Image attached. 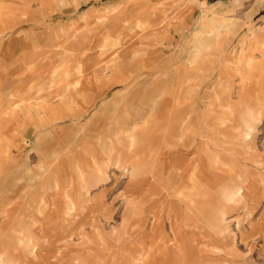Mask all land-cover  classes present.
<instances>
[{
  "label": "rangeland",
  "instance_id": "obj_1",
  "mask_svg": "<svg viewBox=\"0 0 264 264\" xmlns=\"http://www.w3.org/2000/svg\"><path fill=\"white\" fill-rule=\"evenodd\" d=\"M235 2L0 0V264H264V183L233 211L219 193L190 207L147 148L167 101L187 129L224 132L226 104L242 116L258 95L264 161V0ZM216 17L228 30L194 41ZM130 151L147 162L114 164ZM241 162L261 181L264 162Z\"/></svg>",
  "mask_w": 264,
  "mask_h": 264
},
{
  "label": "crops",
  "instance_id": "obj_2",
  "mask_svg": "<svg viewBox=\"0 0 264 264\" xmlns=\"http://www.w3.org/2000/svg\"><path fill=\"white\" fill-rule=\"evenodd\" d=\"M235 1L236 0H234V3H236ZM244 6L243 3H239L234 4L233 8H243ZM217 18L218 17L210 21H205L203 29L195 32L194 41H198V44H201L198 38L205 33L209 34L210 37L220 38L221 32L218 27L220 26L228 30L230 26L228 22L230 21L225 17H222L221 20ZM215 21H217V23H215ZM210 23H215V25L217 24L219 26L216 25L214 29L211 30ZM156 30L154 31L156 32ZM125 52H127V50H125ZM122 53L121 50L115 52L118 57H120ZM246 64H248L249 68L252 67L251 63L247 62ZM251 78L252 76L250 79ZM258 83L260 85L261 81ZM160 84L161 83L155 84L152 93H157L158 90H161ZM251 86L250 84L247 89H245L246 93L254 92ZM250 97L251 96H241L240 98L241 104L245 106L242 116L234 113L236 108L239 107L238 103L229 102L226 104V107L229 108L228 113L229 116H231L232 128L231 130H224V132H199L192 129L189 130L187 127H184L185 125H182L185 119H182L181 114H183V112L178 111V107L175 105V93L172 94L171 97L174 101H167V103H165V106L169 107L167 111L169 121L168 133L163 137L160 136L159 139H153L147 142V148H149V150L154 149L161 155L160 160L154 159L152 163L163 167L162 175L170 181V188L175 194L178 193L183 196L181 198L182 201L189 199L190 207L195 201V198H197L196 196L201 199L219 193L217 195L224 200L221 205L227 206L229 210L233 211L236 210L240 204L246 203L247 199L252 194L249 192L252 190H249V186H247L248 183L255 182L256 185H258L259 182L264 183V177L261 178V181H258L249 170H243L241 162V158L256 165H262L264 162L263 156L254 145L255 129H253V127L257 119H251V116L254 114L252 110L256 109L259 105V96L253 95L252 100H247ZM256 113V117L258 118L260 113ZM134 115L135 116L130 115V117L126 119L127 122L133 119L137 122L142 118L140 112H135ZM134 120L132 122H134ZM132 125L133 124H126L125 130L129 129ZM130 145L132 146L134 143ZM131 152L132 151L127 153L122 152V154L114 160V164L124 166L128 162L134 169L140 166L139 163L147 162L148 159H145V157L142 161L133 160V158H131ZM208 159L213 160L214 164H210L209 166L208 164L206 165ZM223 164L225 168H222ZM53 179L57 185L60 184L58 178L54 176ZM227 210H222L221 214L223 217L228 213ZM33 249L37 251L36 246H34ZM234 261L236 260L232 257L228 259L227 263Z\"/></svg>",
  "mask_w": 264,
  "mask_h": 264
},
{
  "label": "built area",
  "instance_id": "obj_3",
  "mask_svg": "<svg viewBox=\"0 0 264 264\" xmlns=\"http://www.w3.org/2000/svg\"><path fill=\"white\" fill-rule=\"evenodd\" d=\"M199 1H202V2H204V1H215V0H199Z\"/></svg>",
  "mask_w": 264,
  "mask_h": 264
}]
</instances>
